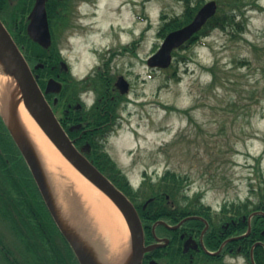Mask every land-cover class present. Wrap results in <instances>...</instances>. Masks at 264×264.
I'll return each instance as SVG.
<instances>
[{
	"label": "rangeland",
	"instance_id": "obj_1",
	"mask_svg": "<svg viewBox=\"0 0 264 264\" xmlns=\"http://www.w3.org/2000/svg\"><path fill=\"white\" fill-rule=\"evenodd\" d=\"M257 1L262 10L246 11L239 38L214 30L178 50L165 71H151L146 61L162 44L160 15H181L182 2L72 1L70 27L56 45L73 79L97 70L103 54L115 50L105 69L130 84L127 100L116 109L120 125L103 146L130 182L140 187L143 174L156 181L169 170L186 177L187 193L202 194L216 216L224 203L250 195L258 173L264 179V0ZM174 67L180 82L171 77ZM83 95L90 106L94 94ZM129 246L132 257L131 239ZM241 258L248 264L243 256L226 255L222 262L240 264Z\"/></svg>",
	"mask_w": 264,
	"mask_h": 264
},
{
	"label": "trees",
	"instance_id": "obj_2",
	"mask_svg": "<svg viewBox=\"0 0 264 264\" xmlns=\"http://www.w3.org/2000/svg\"><path fill=\"white\" fill-rule=\"evenodd\" d=\"M73 0H48L46 11L48 23L52 35V44L49 48H42L35 43L27 34L26 27L28 24L27 16L30 13L34 0H0V18L11 33L15 43L18 45L23 56L29 65L34 68L33 72L37 75V82L41 89H44L47 77L57 70L59 62L62 61L60 52L56 45V39L70 27L71 11L73 8ZM183 3V12L181 15L168 17L165 13L160 15V28L158 36L161 39L177 29L189 24L194 18L196 12L202 6V0H178ZM218 3V11L211 18L202 30L194 35L180 50L188 49L208 37L212 31L220 30L233 39L239 38L245 30V14L249 8L261 9L257 0H216ZM178 52H174L173 56H177ZM243 65H249L248 60L241 62ZM109 61L105 63V66ZM54 67V69H53ZM173 67L172 65L170 68ZM175 68V69H174ZM171 77L176 82H180V75L177 74V68L174 67ZM105 73L98 74L96 78L88 76L86 83H93L94 89L98 93H108L112 95L114 77L106 68ZM213 75L214 82L217 79V72L212 68L210 70ZM67 75V74H66ZM86 85H80L75 79L67 76L66 84L63 85L59 94L57 104L53 107L57 114L61 126L67 131L69 137L79 147L82 142L76 137L85 131L87 142L91 147V153L88 155L89 160L104 173L118 189H120L132 201L138 211L144 233L149 237V244L152 241L153 225L164 220L169 225L180 222L184 217H199L184 221L177 233L181 229L186 228L188 224H192L196 233L200 234L202 229L208 224V229L203 236V249L199 256L194 257L193 264H223L222 259L226 255L243 256L248 264H264V179L258 173L259 182L256 187H252L250 195L238 203H224L216 216L212 219L211 208L202 202V194L196 193L190 196L187 193L186 177H180L175 173L167 170L160 180L155 184L147 181L139 190H133L125 176L111 161L104 150V140L110 131L114 130L119 120V113L116 108L107 115L105 111L102 113L100 102L87 110L82 104L81 112L85 117L80 120L77 115L70 113L66 117L64 112L65 100L80 102L79 92L85 89ZM48 100L52 96H46ZM98 107V108H97ZM169 109V108H168ZM174 110V109H171ZM72 125H80L79 130L69 132ZM105 125V126H104ZM4 129H6L4 127ZM3 129V130H4ZM258 163H260V160ZM24 161L18 152L15 184L18 190L19 198L17 204H11V199L0 198V217L10 221V228L4 230L6 232H31L34 234L32 241L33 247L42 249L44 256L49 260V264H78L72 249L65 241L62 245L59 231L54 225L48 211L46 210L38 192L35 183L29 174V170L24 166ZM31 184L32 187H31ZM151 199L150 202L148 200ZM176 201V203H175ZM173 204L174 206H171ZM172 207L176 210L173 211ZM192 210L189 213V210ZM178 218L175 220V214ZM20 217L21 220L15 219ZM250 228L249 234L247 233ZM172 232L169 229L161 231L156 230L158 234ZM174 235V234H172ZM215 235V237H213ZM28 239L24 238V241ZM179 243L177 237L172 236V240L168 245V256L162 255L160 258L162 264H177L182 260L187 262V258L183 256L177 261L174 259L173 250ZM219 256H211L206 253L218 251L222 244ZM11 237L4 236L0 239L1 248H16ZM169 249H171L169 251ZM239 249V250H238ZM155 249L153 252H158ZM232 251V252H230ZM181 254V250L178 249ZM152 253V252H151ZM43 257V255H41Z\"/></svg>",
	"mask_w": 264,
	"mask_h": 264
},
{
	"label": "water",
	"instance_id": "obj_3",
	"mask_svg": "<svg viewBox=\"0 0 264 264\" xmlns=\"http://www.w3.org/2000/svg\"><path fill=\"white\" fill-rule=\"evenodd\" d=\"M47 1L48 0H35L34 6L28 16L29 23L27 25L28 36L42 48H49L52 43L46 12ZM216 12V2L211 1L206 3L197 12L191 23L179 30L169 33L165 37L159 50L148 59L147 65L151 68H169L172 62L173 51L182 47L192 36L198 33ZM0 61L3 62L4 69L10 71L14 76L23 105L53 145L83 177L105 194L119 208L127 222L130 232L132 247L131 264H141L143 254L152 250L153 247H144L143 227L135 207L129 199L85 157L84 152L87 148L78 150L74 146L73 142L61 127L44 96V94L59 93L61 90L60 83L54 79H49L44 93L39 89L29 65L1 20ZM60 65L62 70H66V65L63 62ZM115 86L121 94H126L128 92L129 84L123 77L118 78ZM56 103L57 99L55 98L53 104L55 105ZM78 128L79 126H73L69 130L73 131ZM17 142L50 216L57 227L66 234V237L70 241H74L59 219L42 170L29 142L24 135L18 137ZM249 231L250 229L248 233ZM73 244V247L82 261L81 264H93V259L90 257L91 255L82 252L75 242H73ZM186 249L187 244H185V250ZM153 263L156 264L155 262Z\"/></svg>",
	"mask_w": 264,
	"mask_h": 264
},
{
	"label": "bare ground",
	"instance_id": "obj_4",
	"mask_svg": "<svg viewBox=\"0 0 264 264\" xmlns=\"http://www.w3.org/2000/svg\"><path fill=\"white\" fill-rule=\"evenodd\" d=\"M16 108L15 136L29 142L57 214L79 249L93 264H131L130 232L119 208L66 161L27 111L16 80L0 61V113ZM9 123V122H8Z\"/></svg>",
	"mask_w": 264,
	"mask_h": 264
},
{
	"label": "flooded vegetation",
	"instance_id": "obj_5",
	"mask_svg": "<svg viewBox=\"0 0 264 264\" xmlns=\"http://www.w3.org/2000/svg\"><path fill=\"white\" fill-rule=\"evenodd\" d=\"M109 54L113 55L114 57L118 55V53L115 50H110L108 51ZM151 71H156V70H151ZM95 76V74L93 75ZM119 76V75H118ZM117 76V77H118ZM48 78H56L59 80V82L62 83V85L66 84L65 82V76L61 74L59 71H55L52 74L49 75ZM117 79V78H116ZM116 79L114 81V84L116 82ZM118 92L115 88V86L112 88V95H109L108 93L105 95V93H102L101 96H99V102L102 113L105 111L107 115L110 114V111L114 109L119 101L121 100V97L117 95ZM116 96V97H115ZM97 100V101H98ZM84 102V99H81V103ZM94 103V101H93ZM97 104V102H96ZM77 105H80L79 102L74 101V104L70 103V101H65V108L64 112L66 113V117H69L70 113H74L77 115V118L82 120L85 115L79 116L77 112L80 111L81 108ZM76 106V108H75ZM98 108V107H97ZM1 115V114H0ZM16 121V108L14 106H10L8 108V112L6 115V120L0 116V198L3 197L5 199H11L12 201L11 204H17V200L19 198L18 195V190L20 189L17 188V185L15 184V176H16V167H17V158H18V151H19V146L17 142V137L15 136L14 133V125ZM9 122V123H8ZM4 123L6 124L7 129H4ZM105 126V125H104ZM4 129V130H3ZM86 138V133L85 131H82L76 139L79 140V142L83 143L79 146L80 148L85 147L87 142H84ZM90 152V147L86 150V153ZM21 157V156H20ZM22 158V157H21ZM24 161V160H23ZM24 164V163H23ZM26 167V165L24 164ZM27 169V167H26ZM33 184H31L32 187ZM22 190V189H20ZM176 203V201H175ZM171 206H174L171 204ZM173 211H176L172 207ZM192 210H189V213H191ZM212 219L215 217L214 215H211ZM178 218V213L175 214L174 219L176 220ZM189 218V216L184 217L180 222L174 224V225H169L167 224L164 220H159L157 221L152 228V241L149 244H146V242H149V237L144 233V238H145V246H153V245H160V246H155L151 251L145 252L142 257V263L141 264H154L153 261L156 264H162V260L160 257L162 255L168 256V245L170 244L173 237H177L179 243L177 244V247L173 250V255L175 261L179 260L181 256H183V259L185 257L187 258V262L184 263L185 260H182L180 263L178 262L177 264H193L192 262L194 261V257L199 256L200 253L202 252L201 249H203L202 245V239L203 235L206 232V229H202L201 233L198 234L196 233L197 230H194L192 224H188L186 228L181 229L180 232H176L179 228L180 225H182V221H187L185 219ZM15 219L21 220L20 217H17ZM173 227V228H168ZM10 228V221L7 220L6 218L0 217V239L2 237L7 236L11 237L13 239V243L18 246L16 248H1L0 250V264H49V259L44 256L43 250L34 248L33 247V233L31 232H20V233H15V232H6L4 230H7ZM163 229H169L172 232V234H158L156 233L158 231H161ZM59 236L61 238V243L62 245L65 244V241H67L68 245L72 249V252L75 256V259L77 260L78 264H81L82 261L76 252L75 248L73 247V242L70 241L67 237L66 234L63 233L61 230L59 232ZM215 237V235H213ZM24 238L28 239L24 241ZM185 244H187V249L185 250ZM155 249H159L158 252H153ZM178 249L181 250V254L178 252ZM171 249H169L170 251ZM239 250V249H238ZM152 252V253H151ZM232 252V251H230ZM43 255V257H41Z\"/></svg>",
	"mask_w": 264,
	"mask_h": 264
},
{
	"label": "clouds",
	"instance_id": "obj_6",
	"mask_svg": "<svg viewBox=\"0 0 264 264\" xmlns=\"http://www.w3.org/2000/svg\"><path fill=\"white\" fill-rule=\"evenodd\" d=\"M88 95L91 96L92 93H88ZM91 103H92V101L89 100V101H88V104L91 105ZM240 264H244L243 258H241V260H240Z\"/></svg>",
	"mask_w": 264,
	"mask_h": 264
}]
</instances>
